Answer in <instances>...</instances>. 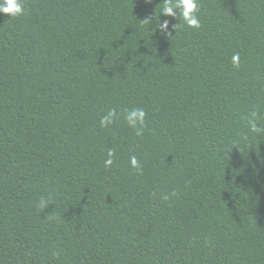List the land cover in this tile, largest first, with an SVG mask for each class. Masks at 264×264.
<instances>
[{
	"label": "trees",
	"instance_id": "obj_1",
	"mask_svg": "<svg viewBox=\"0 0 264 264\" xmlns=\"http://www.w3.org/2000/svg\"><path fill=\"white\" fill-rule=\"evenodd\" d=\"M161 3L0 14V264H264V0Z\"/></svg>",
	"mask_w": 264,
	"mask_h": 264
},
{
	"label": "clouds",
	"instance_id": "obj_2",
	"mask_svg": "<svg viewBox=\"0 0 264 264\" xmlns=\"http://www.w3.org/2000/svg\"><path fill=\"white\" fill-rule=\"evenodd\" d=\"M151 2V0H148ZM162 5L160 9V13H162L166 17H174L177 18L179 15L184 24L188 27L199 29L201 26V21L199 18V0H162ZM24 0H0V14L6 15L9 19L16 18L24 15ZM149 22V20H145ZM181 25L176 23L172 25V28L177 31ZM158 28L163 34H168L169 29V21L164 20L162 23L158 24ZM239 54H235L232 57V62L234 66L239 65ZM147 113L143 108H132L124 110V119L127 121L129 127L135 130L137 136L143 135L145 119ZM117 119H119V114L116 109L109 110L106 115L101 117V127H108L112 123H114ZM246 122V126L248 128L249 133L264 136V127H261L259 124V120L261 117L259 116L256 110L250 111L249 114L243 117ZM247 139V136L244 137ZM113 156L114 152L109 150L107 153V159L105 160V167H110L113 164ZM130 165L134 168L139 169L140 163L135 156L130 157ZM45 206V201H41V207Z\"/></svg>",
	"mask_w": 264,
	"mask_h": 264
}]
</instances>
